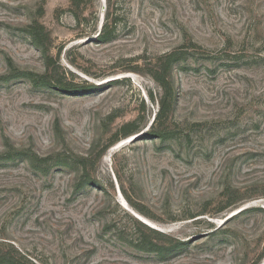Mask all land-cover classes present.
Segmentation results:
<instances>
[{
    "label": "rangeland",
    "instance_id": "obj_1",
    "mask_svg": "<svg viewBox=\"0 0 264 264\" xmlns=\"http://www.w3.org/2000/svg\"><path fill=\"white\" fill-rule=\"evenodd\" d=\"M175 49L156 124L152 73ZM0 249L21 264H262L264 0H0Z\"/></svg>",
    "mask_w": 264,
    "mask_h": 264
},
{
    "label": "trees",
    "instance_id": "obj_2",
    "mask_svg": "<svg viewBox=\"0 0 264 264\" xmlns=\"http://www.w3.org/2000/svg\"><path fill=\"white\" fill-rule=\"evenodd\" d=\"M78 1V0H75ZM118 24V18L113 15L111 11L107 12L105 21L102 25V29L99 33V38H101L104 41H110L115 36V31L117 29ZM183 58V53L179 49L172 50L170 52H167L164 56L160 58L157 64V70L152 73L155 80L160 84L162 88V95L159 99V110L155 115L154 123L159 122H166L168 118L170 117L173 108H174V102H175V90L174 86L169 79L170 74L173 70L174 64ZM230 60L228 63H233L239 60V57L237 55H226L224 60ZM236 60V61H235ZM16 76L21 77H27L29 78L36 86L46 87L51 86V83L53 81H57L55 78H50L47 74H39L35 73L33 71H20ZM61 82V81H58ZM155 100V99H153ZM136 121L128 122L124 124L121 129V136L126 137L134 132H137V128H135ZM162 136V135H161ZM163 136H166L163 134ZM116 138V140H118ZM8 157L11 158V156L8 154ZM33 158V164L37 166L39 169L45 170L46 167L49 166L50 161L49 158H40L38 155H32ZM144 225V224H143ZM154 233L158 235H162L160 231L151 229ZM177 246V245H176ZM144 249H150L154 250H162L163 247H157L154 245V243H149L147 241L144 242ZM161 252V251H159ZM0 264H21L18 259H16L14 256H11L10 254L3 253L0 249Z\"/></svg>",
    "mask_w": 264,
    "mask_h": 264
},
{
    "label": "bare ground",
    "instance_id": "obj_3",
    "mask_svg": "<svg viewBox=\"0 0 264 264\" xmlns=\"http://www.w3.org/2000/svg\"><path fill=\"white\" fill-rule=\"evenodd\" d=\"M116 148H118V147H114L113 149H110V150H109V152L107 153V155H106V156L104 157V159H103L105 163L108 162L109 158L112 156V153H113V151H114ZM124 205H125V207H127V208L130 210V212H131L134 216H136L137 218H139V219L142 220V221H145V223H149V225H153L154 227H156L155 224H154L153 222H151L150 220L144 218L143 216H141V215H140L139 213H137L136 211H132V209L128 206V204H127L126 202H124ZM159 229H160V228H159ZM163 230H165V229H163ZM262 264H264V261H263Z\"/></svg>",
    "mask_w": 264,
    "mask_h": 264
},
{
    "label": "water",
    "instance_id": "obj_4",
    "mask_svg": "<svg viewBox=\"0 0 264 264\" xmlns=\"http://www.w3.org/2000/svg\"><path fill=\"white\" fill-rule=\"evenodd\" d=\"M124 202H126L127 204H128V206L132 209V211H135L131 206H130V204L127 202V200L125 199V198H122V202H121V204L125 207V205H124ZM127 210H129L127 207H125ZM130 211V210H129ZM138 213V212H137ZM140 214V213H139ZM141 216H143L142 214H140ZM144 218H146L145 216H143ZM146 219H148V218H146ZM149 220V219H148ZM144 223H145V221H143ZM152 222V221H151ZM146 224H148L149 225V223H146ZM150 226H152V227H154L153 225H150ZM156 226V225H155ZM154 228H157V227H154Z\"/></svg>",
    "mask_w": 264,
    "mask_h": 264
}]
</instances>
